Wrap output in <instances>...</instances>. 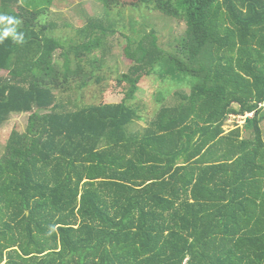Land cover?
<instances>
[{
    "label": "trees",
    "instance_id": "obj_1",
    "mask_svg": "<svg viewBox=\"0 0 264 264\" xmlns=\"http://www.w3.org/2000/svg\"><path fill=\"white\" fill-rule=\"evenodd\" d=\"M0 4L25 39L0 44V127L31 114L0 159V264H264V0H156L187 26L175 50L155 32L130 37L127 98L76 111L57 91L81 78L103 26L85 29L83 45L63 43L48 37L52 2ZM160 67L191 92L134 131L139 85Z\"/></svg>",
    "mask_w": 264,
    "mask_h": 264
},
{
    "label": "rangeland",
    "instance_id": "obj_2",
    "mask_svg": "<svg viewBox=\"0 0 264 264\" xmlns=\"http://www.w3.org/2000/svg\"><path fill=\"white\" fill-rule=\"evenodd\" d=\"M136 0H119L108 9L99 0H40V4L50 6L49 24L57 25L54 32H49V38H56L63 43L73 42V45H83L89 39L83 37L82 32L90 26L102 25L94 30L95 36L101 37V47L97 48L88 58L82 60L84 72L81 78L74 80L67 91H57L60 104L69 111H76L90 105L120 104L128 95L129 85H121L125 74L133 66L126 55L129 38L134 35H146L155 32L159 44L168 52L175 50L187 31L184 22L167 17L160 12L154 4L144 5L135 3ZM0 6H2L0 4ZM1 8V7H0ZM47 19H41L46 23ZM93 24V25H90ZM4 25H0L2 30ZM75 42V43H74ZM67 46L66 51H69ZM70 52V51H69ZM70 52L72 70L77 68V59ZM64 50L59 51L56 63L64 72L67 58L63 56ZM93 73L89 84L82 89L81 84L87 81L89 74ZM8 72L0 70V78L6 77ZM140 91L133 102L139 106L142 117L136 121L134 131H142L156 113L163 106H177L181 98L176 94H189L191 88L179 87L170 80L169 74L163 68H158L153 76L144 78L139 85ZM31 114H12L10 120L0 127V159L4 157L6 146L12 131L26 132ZM245 126V119L231 116L227 120L225 130L227 133ZM264 129V122L262 124ZM245 137H251L252 132L245 131Z\"/></svg>",
    "mask_w": 264,
    "mask_h": 264
},
{
    "label": "clouds",
    "instance_id": "obj_3",
    "mask_svg": "<svg viewBox=\"0 0 264 264\" xmlns=\"http://www.w3.org/2000/svg\"><path fill=\"white\" fill-rule=\"evenodd\" d=\"M21 24L22 21L15 17L0 15V25H4L2 31H0V44L9 37H13L16 43H25L24 34L18 31Z\"/></svg>",
    "mask_w": 264,
    "mask_h": 264
},
{
    "label": "built area",
    "instance_id": "obj_4",
    "mask_svg": "<svg viewBox=\"0 0 264 264\" xmlns=\"http://www.w3.org/2000/svg\"><path fill=\"white\" fill-rule=\"evenodd\" d=\"M253 116V114H249L247 117H239V118H243V119H245V123H246V119L248 118V117H252Z\"/></svg>",
    "mask_w": 264,
    "mask_h": 264
}]
</instances>
